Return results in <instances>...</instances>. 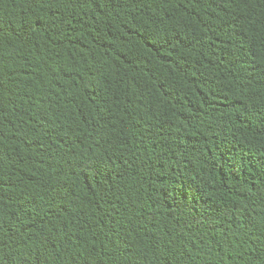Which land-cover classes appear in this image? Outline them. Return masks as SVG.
Wrapping results in <instances>:
<instances>
[{
    "label": "trees",
    "instance_id": "trees-1",
    "mask_svg": "<svg viewBox=\"0 0 264 264\" xmlns=\"http://www.w3.org/2000/svg\"><path fill=\"white\" fill-rule=\"evenodd\" d=\"M0 264H264V0H0Z\"/></svg>",
    "mask_w": 264,
    "mask_h": 264
}]
</instances>
